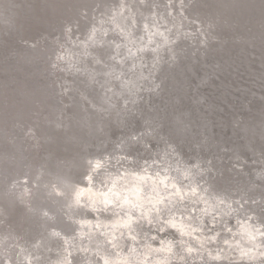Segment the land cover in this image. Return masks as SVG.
<instances>
[{"label":"clouds","instance_id":"obj_1","mask_svg":"<svg viewBox=\"0 0 264 264\" xmlns=\"http://www.w3.org/2000/svg\"><path fill=\"white\" fill-rule=\"evenodd\" d=\"M148 2L117 0L84 31L79 20L53 24L55 13L42 10L33 24L43 30L8 50L5 59L12 60L21 47L55 41L49 67L74 77L88 75V61L101 63L93 49L107 43L120 67L104 72L118 89L105 88L103 106L95 108L102 147L68 142L25 152L13 142L0 157V264H264V218L251 210L264 197L250 200L224 184L232 175L264 183V90L246 89L251 99L243 111H253L254 100L261 107L255 119L237 114L244 123L226 129L234 143L223 151L240 152L219 163L184 155L171 141L155 144L141 121L127 134L120 127L142 92L160 89L156 75L177 59L176 46L203 45L213 26L210 13L197 10L208 9L204 0H157L141 12ZM228 7L243 16L244 0ZM80 15L86 18L87 9ZM250 56L259 73L257 53ZM112 128L120 130L114 139Z\"/></svg>","mask_w":264,"mask_h":264},{"label":"bare ground","instance_id":"obj_2","mask_svg":"<svg viewBox=\"0 0 264 264\" xmlns=\"http://www.w3.org/2000/svg\"><path fill=\"white\" fill-rule=\"evenodd\" d=\"M223 1L204 0L209 6L208 10L202 8L197 10L208 12L210 7H217ZM116 2L117 0H41L40 6L37 5V11H51L52 9L55 13L52 21L54 24L55 18L77 20L75 16L67 18L62 15L65 10L64 5L73 4L78 10L87 8L92 10L97 4H101L92 12V17L102 18L100 14H109V10ZM156 2L157 0H149L148 5L141 8V12L148 11ZM5 6H7L6 10ZM12 6L19 9L21 4L18 0H0V25L5 26V29L9 25L14 32L16 27L9 24L11 15L14 13ZM136 7L140 8L138 4ZM210 15L212 18V14ZM92 22L94 21L91 18L89 23ZM248 23L253 22L248 19ZM87 26L85 25L81 30H86ZM260 34L250 28L249 31L244 30L233 35V38L240 41L241 36L244 39L238 43L239 45L237 44L241 48L245 43L252 46L254 42L251 39ZM204 38H206V43L203 45L196 40L195 43L182 41L176 46L177 59L166 61L156 75V82L161 85L160 89L155 93L142 92L141 103L135 106L134 113H130L120 127L127 134L139 129L141 121L143 127L153 130L155 144L160 145L171 141L184 155L203 159L213 157L219 163L227 160L229 155L235 157L239 154L240 149L237 147H233L227 155L223 148L225 144L234 143V137L228 138L229 133L226 131L228 129L226 126L232 128L236 122L241 120L237 116L240 112H236L229 119H223L227 113L225 109L221 110L219 105L222 103H211L206 100V94H208L206 87L211 86L209 92L213 93L212 91L216 90L217 86L226 85L225 80L222 81L223 77L219 76L223 75L220 63L224 58V53H219L220 57L213 56V64H206L208 67H205L197 56L204 57V53L206 51L208 53L214 46L222 47L221 42L226 38L220 37L219 33L213 29H208L202 39ZM108 39L118 38L110 36ZM55 44V41L49 44L41 42L39 49L19 50L18 57L25 62V76L29 78L27 80L19 79L16 75L11 76L13 75L12 67L19 65L17 60L6 61L8 62L5 66L6 76L9 80L14 78V82L11 83V94L6 92L9 85L0 86V157L13 142L18 149L25 152L34 151L45 145H63L68 142H74L84 149L90 147L94 141L97 147L103 146L100 143L101 134L98 131L102 113L96 111L95 108L103 106L101 93L105 88L118 89L115 81H110L103 75L110 67H120L109 59L112 55V48L106 43L103 47L93 49L96 58L101 63L96 65L88 61V75L73 77L49 67L48 58L55 50ZM199 63L201 72L196 73L198 68L195 66ZM127 64L128 62H125V71ZM234 67L236 66H230L231 69ZM231 72L228 71L226 74L230 75ZM130 75H135V73ZM7 77L0 76V80ZM145 83L146 86L151 87L147 85V82ZM233 95L234 93L229 90L220 95L227 107L230 106L227 99ZM261 112L263 113L264 109ZM239 123L242 125L244 121ZM27 129H31V132L25 135ZM118 134H120L119 129L112 128L109 131V136L113 139ZM106 137L107 133L104 134V143L107 142ZM213 163L215 164V159ZM224 184L227 187L238 188L239 192L250 200L257 196L264 197V183L250 182L245 175L229 176ZM251 210L264 218V203L253 206Z\"/></svg>","mask_w":264,"mask_h":264},{"label":"water","instance_id":"obj_3","mask_svg":"<svg viewBox=\"0 0 264 264\" xmlns=\"http://www.w3.org/2000/svg\"><path fill=\"white\" fill-rule=\"evenodd\" d=\"M18 3L21 4L19 9H16L14 6H12L14 13L13 15H11L12 18L9 22V24H12V27H16L14 29V32L12 31V29H10L9 25L6 29L5 26L0 25V76L2 77H7L5 66L8 65V62H6L7 60L5 59V56L7 55L8 50L12 47H18V45L15 44V40L30 39L32 35H35L39 31L43 30L41 26L33 24L35 16L40 12L37 11V5L40 6L41 0H18ZM232 3L233 0H224L221 5L212 8L210 7L208 12L212 14L213 18V26L210 28V30L213 29V31L219 33L220 37H225L226 39H223V41L221 42L222 47L214 46L208 53L207 51L204 53V57H200L199 55L197 57H199L202 63H204L205 67H208L206 64H213V56L220 57L221 54L219 53H224V58L221 59L220 63V68H222L221 74L223 75L219 76L223 77L222 81L225 80L226 85L223 84L222 86H217L216 90L212 91L213 93L209 92L211 86L208 85L209 87H206V92H208V94H206V100L210 101L211 103H222V105L219 106L221 110L225 109L227 113L223 116V119H229V117L234 115L236 112H240V114L245 117L251 116L253 118H256L254 110L261 107V103L259 101H253L252 105L250 106L253 111L245 112L243 111V107L245 103L251 99V93L246 92V89L251 88L255 90L256 88H260L264 90V5H260L259 0H244L243 16L238 17L231 11L230 7H228ZM100 6L101 4H97V6L93 7L92 10L87 8L88 16L84 18L80 15L81 10L76 9L73 4L64 5L65 10L62 15L67 18L75 16L80 22V28L83 29L85 25L89 24L92 18V12H94V10H96V8H99ZM6 7L7 6H5V10ZM50 10L51 12H53L52 9ZM229 17L231 18L229 19L228 24L225 25L223 21L225 19H228ZM217 18H219V22H217ZM248 19L253 23H248ZM258 19L260 20V22ZM59 20L62 19L55 18V23H57ZM250 28H252L256 33L261 34L251 39V41L254 42V44L252 45L253 47L245 43L244 46L242 44V47L239 48L238 43L240 41H243L244 39H242V37L240 36V41H237L238 39L233 38V35H236L237 33L244 30L249 31ZM230 44H232V46H230ZM21 49L23 50V47H21L20 50ZM252 52H256L259 57V59L257 60V66L260 68L259 73L254 71L258 70L255 63L250 66V60L252 59L250 53ZM2 54H4L5 56H3ZM19 55L20 54H17L16 58L13 60H17L16 62L19 63V65L13 66L12 63H10V66H13L11 69V73L13 75L11 76L16 75V77L19 76V79L24 78L27 80L29 78L25 76V62H23V60L18 57ZM210 55L211 57H209ZM36 59L38 58L36 57ZM10 61L11 60H9V62ZM233 65H235L236 67L231 69L230 66ZM195 67L198 68L196 70V73L201 72L200 63ZM228 71H232L230 73L231 76L229 74H226ZM212 80L214 81V78ZM13 82L14 78L9 80V77H7L2 81L0 80V86L2 84L9 85L6 92L8 94H11V83ZM228 90L234 93L233 97L229 96L227 99L228 104L230 105L229 107L225 105L226 103L222 100V97H220L221 94L223 95L224 92ZM262 114H264V112ZM193 115L194 113L192 114V116ZM239 122L241 121L236 122L235 125ZM191 127L193 128V125H191ZM226 127H228L229 129V126ZM228 138H230V135H228ZM244 154L246 155V153Z\"/></svg>","mask_w":264,"mask_h":264}]
</instances>
